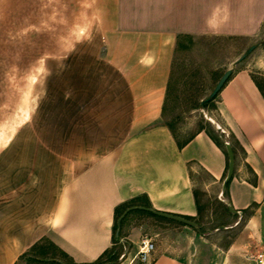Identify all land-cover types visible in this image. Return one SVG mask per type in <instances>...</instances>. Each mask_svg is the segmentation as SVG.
Returning <instances> with one entry per match:
<instances>
[{
    "label": "crops",
    "instance_id": "0c3cea01",
    "mask_svg": "<svg viewBox=\"0 0 264 264\" xmlns=\"http://www.w3.org/2000/svg\"><path fill=\"white\" fill-rule=\"evenodd\" d=\"M109 1L90 36L62 56L32 59L34 77L44 71L61 91L50 92L49 104L17 110L16 136L0 152V264L18 263L44 241L77 264L93 263L115 245V208L135 198L194 220L200 213L195 167L210 178L208 189L222 190L224 151L204 131L179 148L162 109L178 38H254L264 0H151L147 15L126 9L123 0ZM216 105L236 151L224 203L238 221L247 214L243 247L264 252V96L241 68ZM135 215L178 223L129 212L120 229L129 248L113 264H198L194 253L155 250L139 261L146 226L136 224Z\"/></svg>",
    "mask_w": 264,
    "mask_h": 264
},
{
    "label": "rangeland",
    "instance_id": "374dc122",
    "mask_svg": "<svg viewBox=\"0 0 264 264\" xmlns=\"http://www.w3.org/2000/svg\"><path fill=\"white\" fill-rule=\"evenodd\" d=\"M109 2L0 0V152L16 136L17 110L28 111L35 104H49L52 97L48 95L59 89V83L50 84L44 71L40 79L36 75L34 80L33 57L62 56L71 43L90 36L105 19ZM123 3L126 9L140 10L146 15L151 12V0H123ZM177 44L164 123L172 122L179 141L189 138L200 127L213 134L224 130L216 105L219 94L206 106L201 107V103L226 70L248 69L264 94V22L254 38L182 36ZM252 46L254 50L240 60ZM19 118L22 120V112ZM224 140L231 138L225 134ZM192 179L200 210L199 216L192 220L196 227L135 215V223L146 226L144 238L154 244L158 253H194L198 264H256L257 248L243 247L242 229L247 214L238 221L228 213L225 195L221 196L218 187L208 189L210 178L203 171L195 167ZM114 244L112 252L120 260L129 244L120 239V233ZM18 264L47 263L30 257Z\"/></svg>",
    "mask_w": 264,
    "mask_h": 264
},
{
    "label": "trees",
    "instance_id": "16d2710c",
    "mask_svg": "<svg viewBox=\"0 0 264 264\" xmlns=\"http://www.w3.org/2000/svg\"><path fill=\"white\" fill-rule=\"evenodd\" d=\"M254 82L256 83L257 87L259 88V90L263 94L261 87L259 86V84L256 82L255 79H254ZM171 88H172V72L170 75V79H169V83H168V87H167V91H166L165 103H164V106L162 109V118L163 119L165 118L167 111H168V106H169V101H170V96H171ZM263 96H264V94H263ZM213 100L208 101V102H202L201 107L206 106L207 104L211 103ZM165 125L171 131V133L174 136L179 148H182L186 144H188L191 141V139L197 133L204 131L209 136V138L219 148H221L224 151V153L227 157V153L225 150V142L226 141L224 140L225 134L223 132L216 131V134H213L206 127H200V129L196 133H194L192 136H190L189 138H187L183 141H179L177 139L176 134H175V129H174L172 122L165 123ZM227 142H229L231 144L230 141H227ZM231 147H232V145H231ZM232 150H233V153L235 156L236 151L233 147H232ZM226 172H227V168H226ZM226 188H227V186H226ZM225 192H224V195H225ZM195 194H196V200L198 201L197 192H195ZM133 206L151 208V205H150V202L148 201V199L147 198H141V197L135 198L129 202H126L125 204L117 206L115 208V211H114V226H113V239L114 240H115L117 231L120 233L121 224H122V222H121L120 226L117 225L118 219L124 213L125 210H127L128 208L133 207ZM198 209H199V204H198ZM139 211H141V210H139ZM227 211H228V213H230L228 208H227ZM141 212L151 214V213L145 212V211H141ZM151 215H153V214H151ZM183 217L186 219H189V220H193V218H190L187 216H183ZM30 257H32L33 259H35L37 261L45 262L47 264H77L72 260V258L68 254H66L65 252L60 250L58 247H56L54 244H52L51 242H48V241H44L41 244L35 245L29 252L25 253L24 255H22L19 258L18 263H20L26 259H29ZM117 258L118 257L114 256L112 250H110V251H106L105 253H103L95 262L88 263V264H113L117 261ZM18 263H16V264H18Z\"/></svg>",
    "mask_w": 264,
    "mask_h": 264
},
{
    "label": "water",
    "instance_id": "95a60500",
    "mask_svg": "<svg viewBox=\"0 0 264 264\" xmlns=\"http://www.w3.org/2000/svg\"><path fill=\"white\" fill-rule=\"evenodd\" d=\"M254 50V46L250 47L247 51L246 54H244L240 60L244 59L246 57L247 54L251 53ZM233 70L232 69H228L226 70L222 76L220 77V79L218 80L216 86L214 87L213 91L211 92L210 96L202 101V102H208L213 100L218 94L219 92L222 90V88L224 87V85L226 84V82L229 80L230 76L232 75ZM225 150L227 153V160H228V164H227V172H226V176L223 180L222 183V190H221V196L224 195V192L226 190V186L229 183V181L232 179L233 174H234V167H235V156L231 147V144L229 142H225ZM228 210L232 213V214H236L237 212L233 210L231 205L227 206ZM134 210H141V211H145V212H149L155 216H158L160 218H164L167 220H171V221H175L190 227H196V223L193 222L192 220L186 219L182 216H178V215H174V214H168V213H164V212H158L153 210L152 208H146V207H130L127 210L124 211V213L120 216V218L117 221V225L120 226L122 220L124 219V217L131 211ZM118 231L116 233V235H118Z\"/></svg>",
    "mask_w": 264,
    "mask_h": 264
},
{
    "label": "built area",
    "instance_id": "2783aa9c",
    "mask_svg": "<svg viewBox=\"0 0 264 264\" xmlns=\"http://www.w3.org/2000/svg\"><path fill=\"white\" fill-rule=\"evenodd\" d=\"M154 244L147 238L140 241L137 258L141 262H147L154 252ZM256 264H264V252H258L255 256Z\"/></svg>",
    "mask_w": 264,
    "mask_h": 264
}]
</instances>
